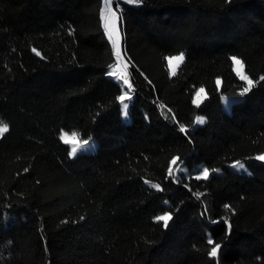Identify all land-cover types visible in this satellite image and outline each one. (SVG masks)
Listing matches in <instances>:
<instances>
[{"label":"trees","instance_id":"obj_1","mask_svg":"<svg viewBox=\"0 0 264 264\" xmlns=\"http://www.w3.org/2000/svg\"><path fill=\"white\" fill-rule=\"evenodd\" d=\"M101 4L0 0V264H216L209 238L219 264H264V0L119 5L129 123ZM181 52L171 76L165 57ZM233 56L258 82L227 114L222 97L244 86ZM64 131L97 151L72 158ZM236 161L250 174L231 171ZM181 165L222 174L197 180ZM165 213L167 228L155 219Z\"/></svg>","mask_w":264,"mask_h":264},{"label":"snow or ice","instance_id":"obj_2","mask_svg":"<svg viewBox=\"0 0 264 264\" xmlns=\"http://www.w3.org/2000/svg\"><path fill=\"white\" fill-rule=\"evenodd\" d=\"M126 3L132 4V5H139L143 3V0H125ZM227 2H230V0H227ZM114 0H103V7L99 10V16L101 20L103 21V26L105 28L106 34L108 36V39L112 42V47L114 50V55L116 57V64L114 66H110L112 70H110L107 74L109 76H113L118 78L123 85H126L128 89H132V83L130 80V74L127 71L128 64L123 60L122 52H121V45H120V28L122 27V13L119 12L117 9H114L113 6ZM33 52L36 53L37 56H40L41 53L37 51L35 48L32 49ZM165 60L168 63V66L171 70V75L175 76L177 75V69L182 65L185 61V55L183 52L179 53L178 55H172L165 57ZM234 70L236 72V75L239 77V79L244 82V86L242 87V90L240 92V95L243 96L256 86L257 82L253 78H251L249 75H247L244 71V61L240 58L233 56L231 57ZM123 65V71H118V69L121 68ZM261 81H264V76H261L259 78ZM216 84L219 86L221 84V81L217 79ZM205 92L203 87H200L196 92V100L193 102L199 106L200 103L203 102V99L206 98L205 96H202V94ZM132 97L129 95L128 91H124L122 95L117 97V100L121 103L123 106V114L124 116L128 115V108L129 104L125 101H130ZM165 105H161V108H164ZM171 111L170 109L168 110ZM175 119V117H173ZM196 123L203 124L205 122L204 117L197 116ZM9 131V125L3 121H0V138H2L7 132ZM180 131L187 132V128L181 124L180 125ZM61 140L65 144H71L73 145L71 147V151L69 153L70 156L75 157L85 145H88V140H83L82 142L79 139V136L77 133H72L71 136H69L68 133H64L61 136ZM257 160L264 161V154L258 155L255 157ZM180 160V157H172L170 161V166L168 167L167 174L169 177L173 176V167L177 164V161ZM233 168H239L244 169L245 165L241 161H236L233 165ZM27 171V169H25ZM177 172L183 171V169H176ZM219 169H209L207 167L203 168L199 175L195 177L197 180H207L210 176V174L214 172H218ZM145 183L150 184V186L154 189H157L159 191H163L161 186L159 184L152 183L151 181H145ZM187 186V185H185ZM197 197L203 195L202 193H197ZM225 208L228 210H232L231 205H225ZM157 222H163V227L167 228L169 226L168 222L172 219L171 213H165L164 215L157 216L156 218ZM232 228V225L228 224V231L230 232ZM208 243L210 245H213L208 252V255L210 257L216 258V264H219V256L221 252V244L215 242L213 239L209 238Z\"/></svg>","mask_w":264,"mask_h":264},{"label":"rangeland","instance_id":"obj_3","mask_svg":"<svg viewBox=\"0 0 264 264\" xmlns=\"http://www.w3.org/2000/svg\"><path fill=\"white\" fill-rule=\"evenodd\" d=\"M122 57H123V60L128 64V62L126 61V57H125V54H124V52H122ZM115 65V64H114ZM114 65H112V66H114ZM181 66V65H180ZM129 67V66H128ZM128 67H127V71H128ZM180 68V67H179ZM179 68L176 70L177 72H178V70H179ZM110 70H112V68H110ZM118 71H123V65L121 66V68L120 69H118ZM169 71H170V75H171V70H170V68H169ZM235 71V70H234ZM244 71H245V68H244ZM236 73V72H235ZM246 73V72H245ZM247 74V73H246ZM172 76V75H171ZM111 77H113V76H111ZM120 85H121V87H122V94H123V92L124 91H128L129 92V95L132 97V99L130 100V101H128V100H126L125 102L126 103H128L129 104V107H130V105H131V102H132V100H133V97H134V92H133V87H132V89H128L127 88V86L126 85H123L122 84V82L118 79V78H116V77H113ZM205 90V89H204ZM197 92V91H196ZM196 92H195V95H194V100H196ZM202 96H205L206 98H207V93H206V91L202 94ZM206 98H204L203 99V101L206 99ZM242 98V96H237V97H231V96H223L222 97V109H223V111L225 112V113H227V114H230V112H231V106H232V104L233 103H235V102H237V101H239L240 99ZM203 103V102H202ZM202 103H200V104H202ZM199 104V105H200ZM197 105V104H196ZM128 110H129V108H128ZM122 118H123V120L125 121V122H130V116H129V112H128V115L127 116H124V114H123V106H122ZM204 120H205V118H204ZM205 123V122H204ZM203 123V124H204ZM203 124H198V123H195V126L194 127H197V126H201V125H203ZM64 133H68L69 134V136H71V134L72 133H69V132H62V134H61V136L64 134ZM73 133H76V132H73ZM79 139H80V141L82 142L83 140L79 137ZM89 141V143H88V145H85L80 151H78V153H77V155L75 156V157H72V158H76L77 156H79V155H81V154H91V153H94V152H96L97 151V148H98V142L95 140V139H93V138H91V139H89L88 140ZM68 146H69V148H70V151H71V147L73 146V145H71V144H67ZM264 154V153H263ZM256 159V158H255ZM257 160V159H256ZM258 161H260V160H258ZM261 162H264V161H261ZM177 163H178V161H177ZM242 163H244V165H245V168L244 169H239V168H233L232 167V165L234 164H231L230 166H229V169L231 170V171H233V172H237V173H244V174H250V171H249V169H248V167H247V164L245 163V162H242ZM177 165V164H176ZM180 169H183V171H181V172H183V173H188V174H190V175H193L194 177H196L197 175H199V173L198 172H191V170H189L185 165H181L180 167H179ZM217 174H222V172H220V171H218L217 172ZM152 183H154V182H152ZM155 184H157V183H155ZM146 185L148 186V187H151L150 186V184H148V183H146ZM169 223V222H168Z\"/></svg>","mask_w":264,"mask_h":264},{"label":"water","instance_id":"obj_4","mask_svg":"<svg viewBox=\"0 0 264 264\" xmlns=\"http://www.w3.org/2000/svg\"><path fill=\"white\" fill-rule=\"evenodd\" d=\"M125 3H126L125 0H114V3H113L112 7L114 9H117L119 5L125 4ZM102 7H103V0H102V4H101V8ZM121 19H122V17H121ZM101 23H102V27H103V30L105 32V35L107 37V40H108L109 44L111 45V48H112V51H113V56H114V58L116 60V57L114 55V50H113V47H112V42L108 39V36L106 34V31H105V28L103 26V21L102 20H101ZM120 45H121V52H124V54H125V37H124V30H123V21H122V27L120 28Z\"/></svg>","mask_w":264,"mask_h":264}]
</instances>
